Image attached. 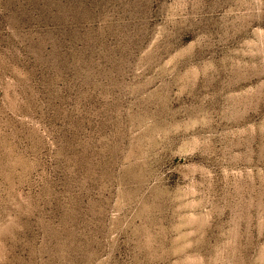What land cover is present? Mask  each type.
<instances>
[{
	"label": "rangeland",
	"instance_id": "1",
	"mask_svg": "<svg viewBox=\"0 0 264 264\" xmlns=\"http://www.w3.org/2000/svg\"><path fill=\"white\" fill-rule=\"evenodd\" d=\"M0 264H264V0H0Z\"/></svg>",
	"mask_w": 264,
	"mask_h": 264
}]
</instances>
